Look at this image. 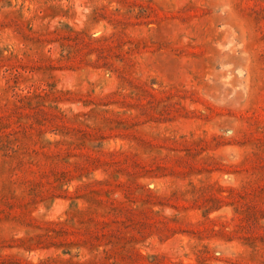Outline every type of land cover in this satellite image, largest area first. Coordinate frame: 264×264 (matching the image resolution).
I'll list each match as a JSON object with an SVG mask.
<instances>
[{
	"label": "rangeland",
	"instance_id": "1",
	"mask_svg": "<svg viewBox=\"0 0 264 264\" xmlns=\"http://www.w3.org/2000/svg\"><path fill=\"white\" fill-rule=\"evenodd\" d=\"M0 264H264V0H0Z\"/></svg>",
	"mask_w": 264,
	"mask_h": 264
}]
</instances>
